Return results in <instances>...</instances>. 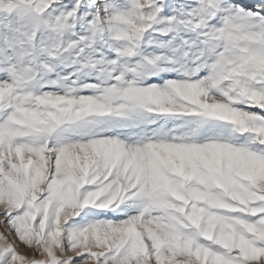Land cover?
<instances>
[{
  "label": "rangeland",
  "instance_id": "374dc122",
  "mask_svg": "<svg viewBox=\"0 0 264 264\" xmlns=\"http://www.w3.org/2000/svg\"><path fill=\"white\" fill-rule=\"evenodd\" d=\"M0 102L2 129L65 128L41 154L45 169L24 176L41 182L32 209L59 175L67 194L102 180L101 141L143 176L107 214H68L46 247L16 235L23 210L0 206V264H264V0H0ZM94 107L104 113H85Z\"/></svg>",
  "mask_w": 264,
  "mask_h": 264
},
{
  "label": "bare ground",
  "instance_id": "6f19581e",
  "mask_svg": "<svg viewBox=\"0 0 264 264\" xmlns=\"http://www.w3.org/2000/svg\"><path fill=\"white\" fill-rule=\"evenodd\" d=\"M254 9H259V6H257V4H255ZM6 53V52H5ZM11 82V81H10ZM4 84V83H2ZM7 85V84H6ZM5 88V87H4ZM177 89V88H176ZM4 90V89H3ZM178 91V90H177ZM199 91V90H198ZM201 91V90H200ZM203 91V90H202ZM12 92V91H11ZM179 92V91H178ZM204 92V91H203ZM181 93V92H180ZM190 93V92H189ZM196 94H202V93H197ZM13 95V94H12ZM180 95V94H179ZM181 95H183V93H181ZM190 95V94H189ZM192 95V94H191ZM194 95V94H193ZM197 95V96H198ZM196 96V97H197ZM59 97V96H58ZM163 97V96H162ZM194 97V98H196ZM199 97V96H198ZM201 97V96H200ZM53 98V97H52ZM155 98V97H154ZM171 98H173L171 96ZM186 99H189L187 97H185ZM8 99V98H7ZM59 99V98H58ZM63 99V98H60ZM85 99V98H84ZM116 99V98H115ZM114 99V100H115ZM57 100V99H56ZM64 100V99H63ZM113 100V99H112ZM117 100V99H116ZM200 100V99H197ZM196 100V101H197ZM2 101V99H1ZM70 101V100H69ZM77 101V100H76ZM83 101V100H82ZM189 101V100H188ZM195 101V102H196ZM206 101V100H205ZM204 101V102H205ZM10 102V100H9ZM8 102V104H9ZM191 102V101H190ZM198 102V101H197ZM196 102V103H197ZM2 103V102H0ZM72 104H74V102H71ZM78 103V102H77ZM110 103V102H109ZM171 103V102H170ZM197 103V104H201ZM52 105H54L55 107L58 106L57 101L51 103ZM184 104V103H183ZM79 105V104H77ZM202 105V104H201ZM7 106V105H6ZM61 106V105H60ZM81 106V105H80ZM112 106V105H110ZM172 106V105H171ZM43 107H45L46 110H49V105L48 103H46V105H43ZM71 107V106H70ZM84 107V106H82ZM88 107V106H86ZM175 107V106H174ZM75 108V107H74ZM101 108V107H100ZM104 108V107H103ZM103 108L101 109H96L94 107L91 109H86L85 113H88L89 115H93V114H103L104 110ZM60 110H63V108H57ZM56 109V110H57ZM76 109V108H75ZM110 109V107H109ZM112 109V108H111ZM167 109V108H166ZM53 110V109H52ZM51 110V111H52ZM64 110H68L66 108H64ZM80 110V109H79ZM113 110V109H112ZM208 110V109H206ZM39 111V110H38ZM108 111V110H107ZM171 111V110H169ZM4 109L2 107H0V118H3V116H1V114H3ZM31 112V111H30ZM50 112V111H49ZM54 112V111H52ZM68 112V111H67ZM110 112V111H109ZM108 112V113H109ZM48 113V112H47ZM66 113V111H65ZM75 113V112H74ZM93 113V114H92ZM114 113V111H113ZM41 114V113H39ZM44 114V113H43ZM50 114V113H49ZM56 114V113H54ZM81 114V113H80ZM84 115V113H82ZM107 114V113H106ZM105 114V115H106ZM233 114V113H232ZM45 115V114H44ZM57 115V114H56ZM83 115L81 118H83ZM87 115V114H86ZM136 115V114H135ZM42 118V115H39ZM67 116V115H66ZM78 116V114H76L75 116H73V118L76 119V117ZM85 116V115H84ZM96 116V115H95ZM101 116V115H98ZM104 116V115H103ZM107 116V115H106ZM58 116H56L57 118ZM86 117V116H85ZM102 117V116H101ZM105 117V116H104ZM109 117V116H108ZM91 118V117H89ZM96 118V117H95ZM34 119V118H33ZM59 119V118H58ZM72 119V118H71ZM70 119V121H71ZM79 119V118H78ZM32 120V119H31ZM45 118L43 119L44 122ZM20 121V120H19ZM37 121V120H36ZM66 121V119H65ZM86 122V119L84 120ZM1 122V119H0ZM75 122V121H74ZM77 122V120H76ZM91 122V121H90ZM93 122V120H92ZM55 124H59L60 121H55ZM89 124V122H88ZM54 125V124H53ZM66 125V124H65ZM68 125V123H67ZM78 125V124H77ZM25 127V126H24ZM77 127V126H76ZM75 127V128H76ZM70 128V127H69ZM36 130V129H35ZM53 130V129H52ZM70 130V129H69ZM73 130V129H72ZM71 130V131H72ZM47 132L45 133H39L40 131L37 132H29L27 130H20V131H9V130H5L4 128H1L0 125V174H2L3 176V182L0 184V206L1 207H6L8 212L9 210H13L15 212H20L23 210L22 216L20 218H17L14 222H13V227L14 230L16 232V235L18 236V238L22 241H26V243L30 240L32 241L33 239H35V237L42 239L43 244L46 246L50 245L51 243L54 245L57 244L58 242V237H57V232L56 230L59 227V222L62 220H66L68 217V214H72L73 211H75V213H79V212H88V211H94V208L96 209V213L100 215H104L107 214L108 209L105 208H100L103 207V205L105 204H111L109 202H112L116 197H119L117 204H122L121 201L124 198L125 200V196L124 194L126 192L125 188L129 186L130 187H136L138 186V184H140V180H142L141 177H143L141 174V177H139L137 174L138 173V166L136 167L135 164L133 163V161H126L123 160L122 162L117 163L116 161L114 162V150L113 149L115 146L118 144H114L111 140L109 141H105V142H100L97 143L96 146H100V148H97L98 150H96V152L98 151V155L99 158L98 159H103V160H107L108 164H107V172L106 174L103 176V179L101 180V178L95 173V176H91L92 178H88V179H82L80 182L74 184V188L71 192V194H67L68 192L65 193V191L69 190V180L68 177L66 176V173H64L65 175L63 176H58L56 179L53 180L52 184L49 183L50 185L47 187V189L45 188V190L48 191V200H45V202L42 205V208L34 210L32 209V203L34 202V199L36 197V193L39 192V188L38 185L40 182L39 178L35 177L34 179L30 178V180H25L26 173L29 172V170L31 169L34 170L33 172L39 173L42 172V170H44L45 168H43L45 166V161H44V157L43 152L44 149L46 148V144L50 143L53 140H57L59 139L61 136H63L65 134V128L62 126L59 129H56L53 131L50 130H46ZM139 135V134H138ZM50 141V142H49ZM19 143L18 145L15 143ZM96 142V141H95ZM43 144V145H42ZM92 145V144H91ZM94 147V146H93ZM127 147V146H124ZM186 147V146H185ZM130 148V147H129ZM127 147V149H129ZM20 149L18 152L21 154V159L20 161L16 164H14L15 162L12 161L13 164H11V160H10V153H12L11 151L13 150H17ZM96 149V148H95ZM137 148H134L133 151H135ZM154 149V148H153ZM123 150V149H122ZM132 150V149H131ZM138 150V149H137ZM136 150V151H137ZM119 151V149L117 150ZM126 151V150H125ZM129 151V150H128ZM132 151V152H133ZM149 151V150H148ZM17 152V151H16ZM93 152V151H92ZM124 152V150H123ZM140 153V151H137ZM14 153V152H13ZM117 153V152H115ZM130 152H128L129 154ZM138 153V155H140ZM219 153V152H218ZM119 155V153H117ZM135 154V153H134ZM131 155V154H130ZM129 155V156H130ZM137 155V153H136ZM12 156V155H11ZM14 156V154H13ZM95 156V155H94ZM126 156V155H125ZM159 156V155H158ZM168 156V155H167ZM202 156V155H201ZM34 157V158H33ZM96 157V156H95ZM131 157V156H130ZM129 157V158H130ZM138 157V156H137ZM136 157V158H137ZM122 158V156H121ZM128 158V159H129ZM15 159V158H14ZM19 160V158H18ZM17 160V161H18ZM46 160V159H45ZM113 160V161H112ZM140 160V159H139ZM3 161L5 162V165L3 166ZM16 161V160H15ZM138 161V160H137ZM141 161V160H140ZM48 162V161H47ZM63 162V161H62ZM105 162V161H103ZM102 162V164H103ZM61 163V162H60ZM106 163V162H105ZM139 163V162H138ZM164 163V162H163ZM167 163V162H166ZM170 163V161H169ZM59 163L54 164L55 167V172L57 174H60V172L62 171L58 165ZM234 164V163H233ZM114 165V166H113ZM169 166V165H168ZM181 164L178 166L180 167ZM243 166V165H242ZM61 167V166H60ZM163 167V166H162ZM173 167V166H172ZM191 167V166H190ZM159 169V168H158ZM61 170V171H60ZM101 170V168H100ZM191 170V169H190ZM211 170V169H210ZM141 171V170H139ZM242 171V170H241ZM248 172V171H247ZM189 173V172H188ZM45 174V173H44ZM63 174V173H62ZM193 174V173H192ZM246 174V173H245ZM21 175H23L24 178H20ZM157 175V174H156ZM158 176V175H157ZM191 176V175H190ZM108 177V178H107ZM186 177V176H185ZM256 177V176H255ZM107 178L109 181V183H107V185L103 184L104 179ZM141 178V179H140ZM187 178V177H186ZM106 179V180H107ZM140 179V180H139ZM107 180V181H108ZM161 180V179H160ZM158 180V181H160ZM148 181V179H147ZM167 181V180H166ZM254 181V180H253ZM168 182V181H167ZM143 184V182H142ZM155 184V183H154ZM72 185V184H70ZM167 186L169 184H166ZM257 185V184H256ZM40 186V185H39ZM68 186V187H67ZM98 187L101 189V191H99L98 193H96L94 195V197L92 196V200L91 202L87 203V202H83L81 203V205L77 204V201L79 200V198H81L80 196L84 195V191L88 188H92V187ZM143 186V185H142ZM114 189H113V188ZM15 188V189H14ZM42 188V187H41ZM66 188H68V190H66ZM113 190H112V189ZM138 189V187H136ZM136 188L134 190H136ZM141 188V187H139ZM16 189L19 190V193H17ZM42 190V189H41ZM131 190V189H130ZM70 191V190H69ZM140 191V189L138 190V192ZM137 192V194H138ZM65 193V195L63 194ZM140 193V192H139ZM191 195L194 192H190ZM189 193V194H190ZM136 194V195H137ZM196 194V193H194ZM139 195V194H138ZM141 195V194H140ZM174 195V194H173ZM187 195V194H186ZM191 195H188L190 197H192ZM109 196V198H108ZM187 196V197H188ZM196 196H199L198 193ZM194 196V197H196ZM176 197V196H175ZM200 197V196H199ZM234 197V196H233ZM86 201L88 200V197H86ZM91 199V196L89 197ZM131 198V197H130ZM129 198V199H130ZM186 198V197H185ZM193 198V197H192ZM201 198V197H200ZM132 199V198H131ZM134 199V198H133ZM132 199V200H133ZM136 200H140L135 198ZM179 199V198H178ZM190 200V198H188ZM195 200V198H193ZM192 199V201H194ZM181 200V199H180ZM186 200V201H189ZM90 201V200H89ZM135 201V200H134ZM182 201V200H181ZM184 201V200H183ZM191 201V200H190ZM239 201V200H238ZM123 202V201H122ZM185 202V201H184ZM88 205H87V204ZM139 203V202H138ZM136 203V204H138ZM186 203V202H185ZM196 202H193V204ZM199 203V202H198ZM184 205V203H182ZM197 204V203H196ZM108 205V206H109ZM141 205V203H140ZM164 205V204H163ZM181 205V204H180ZM104 206V207H105ZM107 206V207H108ZM155 205H153L154 207ZM186 206V204H185ZM188 206V205H187ZM192 206V204L190 205ZM189 206V207H190ZM4 207V208H5ZM94 207V208H93ZM99 207V208H96ZM188 208V207H186ZM191 208V207H190ZM182 210V209H181ZM142 211V210H141ZM144 212V211H143ZM226 213V212H225ZM143 214V213H142ZM74 215V214H73ZM39 221V222H38ZM91 221V220H90ZM90 221H86L84 222L83 225H81L78 230L76 231V234L82 238V240L84 239L83 237L85 235H87V229L86 226H88L90 224ZM229 225V223H227ZM85 225V226H84ZM35 227L36 229V235L32 232V228ZM138 227V226H137ZM150 227V226H148ZM152 227V226H151ZM154 227V226H153ZM229 227V226H228ZM254 228V227H253ZM152 229V228H151ZM149 230V229H148ZM157 230V229H156ZM158 231V230H157ZM253 231V230H252ZM89 232V231H88ZM255 232V230L253 231ZM150 233V232H149ZM260 233V232H259ZM207 234V232H206ZM257 234V233H256ZM75 235V234H74ZM209 235V234H208ZM207 235V236H208ZM222 235V234H221ZM259 237L261 236L260 234H258ZM213 236V234H212ZM219 234H217V238L218 239ZM144 237V236H143ZM160 237V236H159ZM224 238V237H223ZM226 238V237H225ZM231 238V237H230ZM256 238V237H253ZM78 239L77 237L74 238V240ZM236 239V238H235ZM234 239V240H235ZM240 239V238H239ZM242 239V238H241ZM155 240V239H154ZM153 240V241H154ZM254 240V239H252ZM78 241V240H77ZM85 241V240H84ZM232 241V240H231ZM239 241V240H238ZM241 241V240H240ZM264 241V240H263ZM81 242V241H80ZM221 242V241H220ZM233 242V241H232ZM236 242V241H235ZM242 242H240L241 245ZM244 243V242H243ZM237 244V243H236ZM232 245V244H231ZM238 245H236L237 247ZM246 246V244H245ZM243 247V246H242ZM203 249V248H201ZM205 250V249H204ZM203 250V251H204ZM244 251V250H243ZM197 252V251H196ZM195 252V254H196ZM5 253V252H3ZM206 253V252H205ZM203 255L199 254V257L202 256V258L204 257ZM242 253V252H241ZM244 253V252H243ZM12 255V251L10 250L6 257H7V261L11 260V256ZM198 257V254H196ZM192 257V256H191ZM205 258V257H204ZM203 258V259H204ZM210 258L215 259V256H211ZM209 258V259H210ZM218 258V257H217ZM199 259V258H198ZM206 260V259H205ZM17 263V262H16ZM203 263V262H202ZM201 263V264H202ZM204 264V263H203Z\"/></svg>",
  "mask_w": 264,
  "mask_h": 264
}]
</instances>
